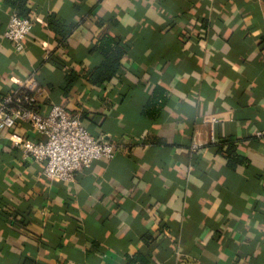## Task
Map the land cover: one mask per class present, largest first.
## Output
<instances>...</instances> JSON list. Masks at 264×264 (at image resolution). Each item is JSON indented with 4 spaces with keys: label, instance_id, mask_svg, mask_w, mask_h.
I'll return each instance as SVG.
<instances>
[{
    "label": "crops",
    "instance_id": "1",
    "mask_svg": "<svg viewBox=\"0 0 264 264\" xmlns=\"http://www.w3.org/2000/svg\"><path fill=\"white\" fill-rule=\"evenodd\" d=\"M8 1L0 101L34 78L44 114L78 113L118 151L67 183L0 133V264H264V0H24L21 54L4 39ZM107 34L127 59L98 87L87 76ZM70 72L81 80L66 92Z\"/></svg>",
    "mask_w": 264,
    "mask_h": 264
},
{
    "label": "built area",
    "instance_id": "2",
    "mask_svg": "<svg viewBox=\"0 0 264 264\" xmlns=\"http://www.w3.org/2000/svg\"><path fill=\"white\" fill-rule=\"evenodd\" d=\"M32 28L29 18L14 14L4 39L21 54ZM40 92L38 82L30 78L0 101V133L9 132L11 146L22 151L25 159L44 163L45 175L50 180L73 183L77 173L89 169L95 161L115 157L117 145L94 138L78 113L53 105L44 114L38 101ZM21 123L30 125L37 134L45 136L46 141L36 142L20 134L17 127Z\"/></svg>",
    "mask_w": 264,
    "mask_h": 264
},
{
    "label": "trees",
    "instance_id": "3",
    "mask_svg": "<svg viewBox=\"0 0 264 264\" xmlns=\"http://www.w3.org/2000/svg\"><path fill=\"white\" fill-rule=\"evenodd\" d=\"M10 7H12L15 13L21 18H28V10L25 9V1H11L7 2ZM95 51H97L102 56V63L101 65L93 70L91 73L88 74L87 80L90 84L94 86H103L105 84L110 83L115 79H122L120 76V69L124 66V62L127 59V51L126 49L120 44L116 38L110 35H103L97 46L95 47ZM81 77L73 72L67 73L64 77V84L65 90L68 92L74 86H76ZM32 95V94H30ZM161 102V103H160ZM166 102V97L164 95L163 90H159L157 95L152 96V99L148 102L146 107H144V114L147 116L152 117V115L156 116L159 115L163 104ZM155 103H160L158 108L156 107ZM153 108L151 110L150 108ZM156 113V114H155ZM156 118V117H155ZM226 144L228 146L227 155L229 161L238 163L241 162L239 156L235 154V146L234 141L232 139L226 140L223 142V145ZM219 148V149H221ZM230 165L232 166V164Z\"/></svg>",
    "mask_w": 264,
    "mask_h": 264
}]
</instances>
